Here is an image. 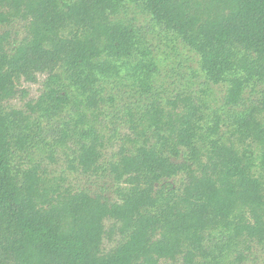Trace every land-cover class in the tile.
I'll return each instance as SVG.
<instances>
[{
  "label": "trees",
  "instance_id": "16d2710c",
  "mask_svg": "<svg viewBox=\"0 0 264 264\" xmlns=\"http://www.w3.org/2000/svg\"><path fill=\"white\" fill-rule=\"evenodd\" d=\"M129 3L195 51L209 80L229 84L226 104L239 102L252 77L264 81V0H73L65 7L0 0V28L15 21L23 31L9 51L12 34L0 29V264H194L207 256L206 232L219 226L234 240L264 242V188L254 162L218 136L219 124L208 126L191 93L175 96L168 110L151 98L137 119L128 111L143 141L111 164L115 200L74 190L24 155L76 138L71 167L87 176L101 169L102 138L85 112L98 107L100 82L121 61L149 93L154 71L142 31L113 19ZM40 74L48 79L27 103L30 114L9 110L17 81L34 83ZM239 128L264 145L259 123L244 119ZM180 175L179 190L158 187Z\"/></svg>",
  "mask_w": 264,
  "mask_h": 264
},
{
  "label": "rangeland",
  "instance_id": "374dc122",
  "mask_svg": "<svg viewBox=\"0 0 264 264\" xmlns=\"http://www.w3.org/2000/svg\"><path fill=\"white\" fill-rule=\"evenodd\" d=\"M71 1L73 0H61V4L65 7ZM113 19L124 25L138 27L144 35L150 52L145 60L148 62L150 60L154 65L149 93L143 91L133 73L126 71L125 66L120 67L121 61L112 62L114 67L121 69H114L112 76L100 82L101 94L98 107L85 111L87 125L97 130L103 142L101 169L97 174L87 176L71 167L76 165L74 152L78 148L76 138L60 145H53L51 141L47 146L29 147L25 151L28 154H24L27 160L41 164L48 176H62L66 180L65 184L74 190L84 189L93 196L115 200L117 186L113 176L109 174L111 164L118 159L122 149L134 151L143 141V136L138 138L130 128L134 123L128 111L132 110L133 114H136L135 118H139L151 98L158 100L161 106L168 110L170 106L168 102L171 99L178 94L188 92L201 102L208 126L219 124L218 136L227 144L233 145L241 154L246 153L252 158L253 172L262 180L264 188V145L247 137L248 133L239 128V124L244 119H250L253 124L259 123L264 127V81L252 77L242 88L239 102L236 105H228L225 100L229 84L226 81L215 83L209 80L202 70L199 55L177 36L167 34L153 23L151 17L137 4L129 3L126 7L119 8ZM0 29L11 32L12 43L9 51H12L13 44L23 36L21 23L14 21L1 26ZM105 60L106 58H101L99 61ZM61 71L58 69L56 74H60ZM47 79V74H40L37 82L34 83L24 79L17 81L19 92L7 102L6 107L9 110L17 109L30 114L27 103L38 98L45 89ZM69 112L70 108L61 116H57L56 120ZM38 116L39 114L35 115L30 121L38 120ZM139 129H142L141 126ZM147 134L149 136L151 133ZM154 141L152 139L151 142ZM49 156H53L54 161ZM181 184L180 175L161 180L158 187L169 185L170 189L179 190ZM110 224L111 222L106 221V226ZM230 234L231 231L222 226L207 231L208 240L204 242L207 256H197L194 264H264V242L234 240ZM105 244L111 246L107 239ZM240 254L244 257L242 260L238 258ZM163 264L184 263L179 260L176 263L163 262Z\"/></svg>",
  "mask_w": 264,
  "mask_h": 264
}]
</instances>
